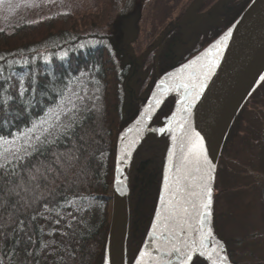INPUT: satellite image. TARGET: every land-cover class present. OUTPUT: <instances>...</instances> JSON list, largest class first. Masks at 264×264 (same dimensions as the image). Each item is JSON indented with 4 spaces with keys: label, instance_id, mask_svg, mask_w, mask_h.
<instances>
[{
    "label": "trees",
    "instance_id": "obj_1",
    "mask_svg": "<svg viewBox=\"0 0 264 264\" xmlns=\"http://www.w3.org/2000/svg\"><path fill=\"white\" fill-rule=\"evenodd\" d=\"M253 1L225 3L221 7L219 24L204 33L192 46L189 41H185L181 26L172 27L153 55L148 83L141 96L134 85L138 84L142 66L130 49V44L116 40L109 34L81 35L73 27H65L72 20L71 14L67 12L38 21L22 22L8 31L0 30V105H3L0 110V137L12 139L43 116L66 83L75 91L86 86L88 95L92 97L86 105L89 110L83 113L87 117L86 132L80 133L84 136L81 142L84 155L74 177L76 187L73 192L77 199L76 207L80 211L68 208L63 200L58 199L61 207L49 204V208H55L49 214L43 207V198L32 200L33 195L42 197L44 189L35 193L29 191L24 199L32 207L26 213L14 215L9 212L0 217V264H104L112 216L118 136L144 110L159 78L209 47L243 15ZM136 31L134 26V36ZM21 82L26 88L31 82V90L18 98ZM263 82L264 79L260 85ZM174 87L175 84L167 92L148 127L153 130L141 135L132 146L128 158L127 264L135 262L146 240L169 156L176 141L174 137L179 133L175 129L172 147H169L170 139L164 130L170 129L172 125L168 118L176 103L172 91ZM68 146L66 142L60 143L57 150L63 152ZM45 154L50 157L47 152ZM29 160L33 165H37V161L47 163L43 155L29 157ZM218 171L219 162L213 191L211 231L224 245L233 264L231 244L244 242V238L218 239L224 230L223 223L218 224L219 220H216L214 206L216 197L224 195L225 190L219 186ZM69 212L75 219L68 216ZM31 216L37 218L33 221ZM17 219L27 222L25 232L19 231ZM57 219L60 220L59 224L56 223ZM69 224L72 225L71 229ZM13 227L16 228L15 232L12 231ZM29 235L32 237L31 246L27 243ZM25 251L31 252L35 259L27 257ZM69 253L72 259H69ZM193 264H212V260L207 256L194 255Z\"/></svg>",
    "mask_w": 264,
    "mask_h": 264
},
{
    "label": "snow or ice",
    "instance_id": "obj_2",
    "mask_svg": "<svg viewBox=\"0 0 264 264\" xmlns=\"http://www.w3.org/2000/svg\"><path fill=\"white\" fill-rule=\"evenodd\" d=\"M230 36L231 32L226 33L214 47L223 45ZM188 67L190 66H185ZM213 67L214 60L198 72L175 78L172 90L182 88L185 95L181 101L180 119L177 121L173 117L176 129L181 133L174 139H179L183 144L185 155L181 167L172 175L165 176L167 196L161 197L162 211L156 214L157 223L152 226L151 244L139 252L136 264H193L194 255L207 256L212 264H228L222 251L217 248L209 250L211 230L207 227V219L210 214L211 189L205 182V175L211 178V168L208 167L211 161L207 157L204 137L199 132H191L185 120V115L190 117L193 101L200 96ZM29 90L31 82L27 88L21 82L18 98L24 97ZM91 99L86 86L75 91L66 83L43 116L12 139L0 137V217L9 212L14 215L26 213L32 204L24 196L29 191L35 193L40 189H44L42 197L33 195L32 200L43 198V207L49 214L55 211V208H49V204L61 207L58 199L63 200L68 208L80 211L76 207L77 199L73 192L76 187L74 177L77 175V165L84 155L81 144L84 136L80 133L86 132L87 117L83 113L89 110L86 105ZM156 103L159 104L160 100L157 99ZM2 108L3 105H0V110ZM65 142L69 146L63 152L58 151V145ZM40 155L45 156L47 163L37 161L38 166L33 165L29 157ZM26 160L27 164L24 163ZM169 165V172L172 173V155L169 156ZM56 214L59 216L58 212ZM40 215L43 216L44 213ZM68 216L75 219L72 212ZM36 218L30 217L33 221ZM56 223L59 224L60 220L57 219ZM16 224L20 226L19 231L22 233L28 227L27 222L22 219H17ZM68 227L71 229L72 225L69 224ZM12 231L15 232L16 228L13 227ZM196 233L199 234L198 240L194 236ZM27 243L29 246L32 244L30 235L27 236ZM25 255L35 259L31 252L25 251ZM69 259H72L71 253Z\"/></svg>",
    "mask_w": 264,
    "mask_h": 264
},
{
    "label": "rangeland",
    "instance_id": "obj_3",
    "mask_svg": "<svg viewBox=\"0 0 264 264\" xmlns=\"http://www.w3.org/2000/svg\"><path fill=\"white\" fill-rule=\"evenodd\" d=\"M235 1L0 0V30L8 31L22 22L38 21L47 16L67 12L71 14L72 20L65 27H73L81 35L109 34L116 40L130 44V49L142 66L138 84L134 85L141 96L144 95V88L148 83L153 55L166 33L174 26H181L185 41H189L192 46L204 33L210 32L219 24L221 7L225 3ZM134 26L137 28L135 36L132 33ZM172 91L176 96L175 107L168 118L172 125L170 129L164 130L170 139L169 147H172V137L176 129L173 117L175 116L177 121L180 119L181 101L185 95L182 88ZM259 93L264 96V84L257 95ZM250 107L256 110L249 111L250 108L246 106V111L244 110L241 117H245L244 122L250 128L253 129L257 124L261 127L264 124V98ZM249 130L248 128V132ZM224 178L222 183L219 179V186L225 189L224 195L216 197L214 206L216 220H219L218 224L223 223L224 230L218 239L223 241L244 238V242L231 244L233 264H264V205L250 203L253 198V180L250 177H240L237 183L231 174H226ZM239 187L245 193L241 208L238 207V198L235 196Z\"/></svg>",
    "mask_w": 264,
    "mask_h": 264
},
{
    "label": "water",
    "instance_id": "obj_4",
    "mask_svg": "<svg viewBox=\"0 0 264 264\" xmlns=\"http://www.w3.org/2000/svg\"><path fill=\"white\" fill-rule=\"evenodd\" d=\"M228 32H231L230 38L220 47H214ZM213 60L215 67L208 75L200 96L193 101L190 117L185 116L189 130L199 132L204 137L207 157L211 161V165L208 166L211 168V178L205 175V182L211 189L210 214L207 219V227L210 230L215 174L222 146L242 106L264 79V0H254L243 15L209 47L162 75L139 117L118 136L112 187V216L104 264H127L125 256L129 225L127 162L132 146L143 133L153 130L148 127L162 106L175 78L186 77L190 72H198ZM194 61L196 63H193ZM186 65L190 67L185 68ZM157 99L160 100L159 104L156 103ZM149 105L152 107L149 108ZM138 121L141 123L138 124ZM180 135L179 132L177 137ZM183 147L179 139H176L171 152L173 172H169L168 161L165 176L172 175L181 167L185 155ZM165 176L151 226L141 251L151 244L152 226L157 223L156 214L162 211L161 197L167 196L164 188ZM194 236L197 240L199 239L198 233ZM208 245L209 250L217 248L218 251H222V254L227 257L228 264H231L224 245L213 236L212 231ZM136 260L133 264H136Z\"/></svg>",
    "mask_w": 264,
    "mask_h": 264
},
{
    "label": "flooded vegetation",
    "instance_id": "obj_5",
    "mask_svg": "<svg viewBox=\"0 0 264 264\" xmlns=\"http://www.w3.org/2000/svg\"><path fill=\"white\" fill-rule=\"evenodd\" d=\"M263 84L264 82L261 85ZM261 85L247 99L245 102L247 104L236 116L222 146L221 159L218 160V174L221 183L225 181L224 176L226 174L233 175L234 181L237 183L240 177H250L253 180V198L250 200L253 205L256 203L264 205V124L261 127H258L259 124H257L252 129L244 122L245 117H241V115L246 111V106L250 108L249 111L256 110L252 109L250 105L264 98L260 93L257 95ZM256 95L258 98H255ZM248 113L250 114V112ZM245 127L250 129L249 132L248 128ZM240 189L241 187L235 192L239 208L242 206L243 195L245 194Z\"/></svg>",
    "mask_w": 264,
    "mask_h": 264
}]
</instances>
